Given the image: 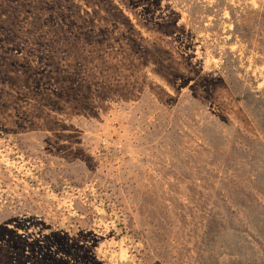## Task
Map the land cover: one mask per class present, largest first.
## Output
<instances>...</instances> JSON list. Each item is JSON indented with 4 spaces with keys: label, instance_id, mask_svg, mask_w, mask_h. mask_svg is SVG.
I'll list each match as a JSON object with an SVG mask.
<instances>
[{
    "label": "rangeland",
    "instance_id": "374dc122",
    "mask_svg": "<svg viewBox=\"0 0 264 264\" xmlns=\"http://www.w3.org/2000/svg\"><path fill=\"white\" fill-rule=\"evenodd\" d=\"M0 264H264V0H0Z\"/></svg>",
    "mask_w": 264,
    "mask_h": 264
}]
</instances>
